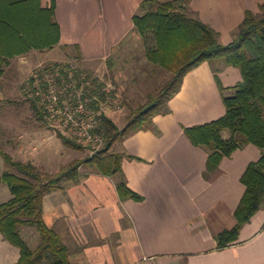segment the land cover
<instances>
[{
  "label": "crops",
  "instance_id": "1",
  "mask_svg": "<svg viewBox=\"0 0 264 264\" xmlns=\"http://www.w3.org/2000/svg\"><path fill=\"white\" fill-rule=\"evenodd\" d=\"M144 1L56 0L60 43L17 57L7 74L21 72L25 65H30L31 74L38 67L59 64L62 60L46 55L72 49L83 71L125 96L118 82H126V69L114 56L132 36L142 38L133 19ZM41 2L43 7L51 4V0ZM189 8L220 34L242 24L245 11L252 9L247 0H190ZM215 70L228 90L242 81L233 67L203 63L186 76L181 91L169 103L170 114L154 118V130L140 131L116 145L117 152L133 157L124 159L123 175L142 202L121 201L119 177L85 169L79 182L46 198L45 222L60 235L73 264H264V208L241 229L235 244L218 247V236L237 225L235 213L246 191L242 177L248 165L261 158V150L248 145L209 173L208 150L194 146L186 135L187 128L226 114ZM0 128L10 135L15 129L6 122ZM59 134L31 106L30 131L18 136L23 140L27 135L30 145L21 149L18 145L15 154L48 171L57 161L49 152L50 143L61 140ZM6 170L0 155V177ZM2 185L6 199L1 202L5 203L12 195ZM16 249L0 236V264H17L21 255Z\"/></svg>",
  "mask_w": 264,
  "mask_h": 264
},
{
  "label": "trees",
  "instance_id": "2",
  "mask_svg": "<svg viewBox=\"0 0 264 264\" xmlns=\"http://www.w3.org/2000/svg\"><path fill=\"white\" fill-rule=\"evenodd\" d=\"M189 5L190 0H146L141 4L142 14L135 15L133 22L147 45V62L169 73V79L160 90L149 94L145 104L131 107L123 127L111 116L101 114L97 133L104 145L100 149L59 134L68 148L90 150L91 156L50 173L32 162L17 159L0 146L7 168L0 183L7 185L12 195L8 202L0 201V234L20 250L17 264H73L68 247L45 222L44 205L49 195L79 182L84 176L81 169L119 177L117 191L122 202L143 201L123 175L124 159L133 157L117 152L115 147L140 131L154 130V118L170 114L169 103L181 91L186 76L203 63L222 62L239 70L242 76V81L232 88L234 95L226 96L228 88L222 86L219 70H215L226 114L211 123L186 129L194 146L208 150V172L214 173L225 157L248 145L262 152L261 158L250 163L243 174L246 191L235 213L237 225L218 236V247L235 244L241 229L264 208V2L257 11H245L239 39L229 45H223L219 33L199 19ZM60 40L56 0H51L49 7H43L41 0H0V85L12 60L34 50L53 49ZM88 75L94 84L100 81ZM106 97L102 94L100 100ZM112 97L122 106H130L128 98L121 97L117 90ZM29 101L41 120L48 123L36 103ZM3 102L0 100V108ZM224 132L229 133L227 139ZM23 228L35 229L40 235L36 250L23 236Z\"/></svg>",
  "mask_w": 264,
  "mask_h": 264
},
{
  "label": "rangeland",
  "instance_id": "3",
  "mask_svg": "<svg viewBox=\"0 0 264 264\" xmlns=\"http://www.w3.org/2000/svg\"><path fill=\"white\" fill-rule=\"evenodd\" d=\"M262 2H264V0H247V3L252 8L250 10L252 11H257L258 5ZM140 14H142V12H140ZM240 26L241 24L232 26L229 29L231 31L230 33L220 34L218 32L221 43L223 45H229L230 43L237 41L240 36ZM135 38V36H132L126 41V43H123L125 47L122 44V48H120L118 53L116 52V55L114 56L116 60H120L119 63L126 69L124 72V76L127 79L126 82L120 81L118 83L120 84L122 91H125L123 94L128 98V103L130 106H122L120 103V110L110 111L112 112V114L108 112L107 115L114 118L120 127H123L125 125L126 119L130 114L131 107H138L145 104L149 94L156 93L169 79V73L159 67L147 63V45L145 43V40L143 38H140L138 41ZM75 53L76 52L72 49L63 50L48 53L46 57L55 60H62L60 62L61 64H78L79 61L77 62ZM124 64L128 65L125 66ZM211 65L214 68L218 66H223V68L227 67V65L222 62H216ZM29 77L30 65H25V67L23 66L21 72H14V74H12V72H9L3 78V85L0 88V98L4 100L3 105L0 108V123L6 122L14 126L15 128L11 132V135L7 133L10 137L12 136V148H10V142H7L10 139L9 136L7 137V134H5L2 131V128H0V146H2L8 153L12 154L17 159H20L18 158L17 154H15V149L17 148V146L21 145L20 147H18V149H21L22 147L24 148L30 145L27 143L29 139L27 135L25 136V138H23V140H20L18 138L19 134H28L30 131L31 103L29 99L24 95L22 90L25 81ZM234 93L235 92L233 90H227L225 95L232 96L234 95ZM223 136L227 139L229 137V133L224 132ZM47 144L45 146H47ZM50 144L52 149H50L49 152H52L57 157L56 163L50 168H47L51 173L58 172L61 167L68 165L74 160L83 159L87 156H91L92 154L90 150H77L68 148L60 139H55V142H51ZM2 186L6 188V185ZM5 197L6 196L3 195V192L0 191V201H5ZM22 234L33 250H36L39 247L41 238L35 229L23 228ZM0 236H2V238L5 240L2 234H0ZM6 243L11 246L13 250H17L16 247L10 245L8 241H6Z\"/></svg>",
  "mask_w": 264,
  "mask_h": 264
},
{
  "label": "built area",
  "instance_id": "4",
  "mask_svg": "<svg viewBox=\"0 0 264 264\" xmlns=\"http://www.w3.org/2000/svg\"><path fill=\"white\" fill-rule=\"evenodd\" d=\"M102 84V81L94 84L79 64L60 63L41 66L31 72L22 90L36 103L54 130L98 150L104 145L97 133L101 114L121 109L120 103L112 97L113 89ZM102 94L107 96L103 101L100 100Z\"/></svg>",
  "mask_w": 264,
  "mask_h": 264
}]
</instances>
